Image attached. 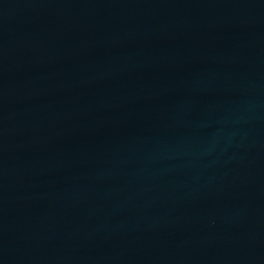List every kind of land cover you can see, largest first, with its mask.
Segmentation results:
<instances>
[{"label": "water", "instance_id": "1", "mask_svg": "<svg viewBox=\"0 0 264 264\" xmlns=\"http://www.w3.org/2000/svg\"><path fill=\"white\" fill-rule=\"evenodd\" d=\"M0 264H264V0H0Z\"/></svg>", "mask_w": 264, "mask_h": 264}]
</instances>
